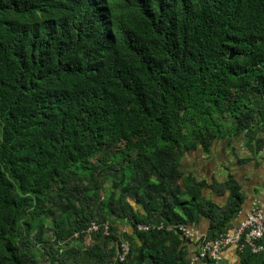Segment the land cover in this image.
Instances as JSON below:
<instances>
[{
	"label": "trees",
	"instance_id": "1",
	"mask_svg": "<svg viewBox=\"0 0 264 264\" xmlns=\"http://www.w3.org/2000/svg\"><path fill=\"white\" fill-rule=\"evenodd\" d=\"M240 134L264 151V0H0V264H189L137 224L232 226L234 174L220 205L181 161Z\"/></svg>",
	"mask_w": 264,
	"mask_h": 264
},
{
	"label": "crops",
	"instance_id": "2",
	"mask_svg": "<svg viewBox=\"0 0 264 264\" xmlns=\"http://www.w3.org/2000/svg\"><path fill=\"white\" fill-rule=\"evenodd\" d=\"M247 139L243 134L232 138L217 139L210 152L202 149H194L186 152L182 157V167L187 174H194L198 180H206L208 186L203 189L204 194L215 203H226L227 195L219 194L212 189L214 182H223L228 173L234 174L242 185V191L246 195L243 209L233 221V225L242 220L251 209L254 198H258L264 205V151L254 154L247 147ZM203 235L210 230V220L202 217L196 223ZM194 256L198 250V243L185 241ZM238 249L230 247L224 251V259L219 264H235L239 258Z\"/></svg>",
	"mask_w": 264,
	"mask_h": 264
},
{
	"label": "built area",
	"instance_id": "3",
	"mask_svg": "<svg viewBox=\"0 0 264 264\" xmlns=\"http://www.w3.org/2000/svg\"><path fill=\"white\" fill-rule=\"evenodd\" d=\"M104 228L105 233L110 231L109 221L100 223L97 220L90 221L86 228V244H90L93 238V233ZM177 229L181 232L185 241L198 243V250L191 257L189 264H219L224 259V251L227 248L234 247L243 249L249 247L253 252H259L264 249V243L261 239L264 236V205L260 203L258 198H254L251 209L246 213L245 217L237 224L230 226L226 231L220 233L214 238H208L203 235L196 225L191 224H164L156 222H140L137 224L138 230H149L151 228L162 229ZM130 229V227H128ZM124 230L127 228L123 227ZM78 236V233H75ZM130 251V243L128 240H121L120 248L115 259H125ZM212 261V263H209ZM112 264V263H110Z\"/></svg>",
	"mask_w": 264,
	"mask_h": 264
},
{
	"label": "water",
	"instance_id": "4",
	"mask_svg": "<svg viewBox=\"0 0 264 264\" xmlns=\"http://www.w3.org/2000/svg\"><path fill=\"white\" fill-rule=\"evenodd\" d=\"M234 55H235V52L231 51L230 54H229V58H232Z\"/></svg>",
	"mask_w": 264,
	"mask_h": 264
},
{
	"label": "rangeland",
	"instance_id": "5",
	"mask_svg": "<svg viewBox=\"0 0 264 264\" xmlns=\"http://www.w3.org/2000/svg\"><path fill=\"white\" fill-rule=\"evenodd\" d=\"M184 168H185V166H184ZM186 169V168H185ZM124 228L126 227L127 229H129L128 227H130V226H128V225H125V226H123Z\"/></svg>",
	"mask_w": 264,
	"mask_h": 264
}]
</instances>
